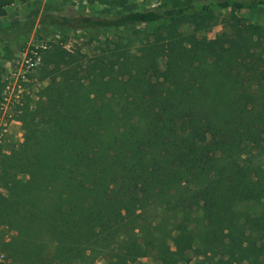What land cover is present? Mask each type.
I'll return each mask as SVG.
<instances>
[{
    "label": "trees",
    "instance_id": "16d2710c",
    "mask_svg": "<svg viewBox=\"0 0 264 264\" xmlns=\"http://www.w3.org/2000/svg\"><path fill=\"white\" fill-rule=\"evenodd\" d=\"M15 1L0 0V18ZM166 1L115 16L43 15L69 32H131L29 49L25 75L42 85L16 110L22 142L0 159V223L17 233L0 234V249L12 264H264V207L241 204L252 192L262 205L264 164L238 130L264 128V26L221 34L216 58L202 35L219 22L212 7L264 0ZM25 33L0 38L7 61L6 45Z\"/></svg>",
    "mask_w": 264,
    "mask_h": 264
},
{
    "label": "rangeland",
    "instance_id": "374dc122",
    "mask_svg": "<svg viewBox=\"0 0 264 264\" xmlns=\"http://www.w3.org/2000/svg\"><path fill=\"white\" fill-rule=\"evenodd\" d=\"M211 1V0H210ZM215 1V0H214ZM222 1V0H220ZM249 2L250 0H240ZM206 2H208L206 0ZM171 7L172 4L166 0H127V4L122 8L105 6L100 4H91L88 0H16L14 4L8 7L7 16L0 18V38L9 35L26 32L24 35L17 36L8 42L10 60L5 58L4 44L0 46V84L2 85L1 95L4 97V103L0 109V159L3 155L10 154L18 148L23 140V130L21 124L15 119V113L21 102L27 99V96H33L42 85V75H34L29 78L25 75L30 69L27 66L26 59L29 49L33 46H44L45 43L63 37H70L68 48L82 43H88L91 38L97 44L98 38H117L130 34L131 29H109L93 32H69L59 26L45 25L42 17L48 12H63L67 14L74 13H95L107 16H115L129 11H145L150 9H163L165 6ZM211 10L219 18V22L203 32L207 38V46L211 51L213 58L219 55L218 41L223 33H232L235 30L239 36L243 37L247 33L250 24L264 26V6L256 9L237 10L234 13L230 9H220L212 7ZM233 15L240 18L235 29H233ZM33 24V25H32ZM157 93L156 87L151 91V95ZM238 130L245 138V143L249 146L252 158L255 164H264V128L256 125L239 124ZM24 181L28 179L26 175L20 176ZM0 186V193H3ZM254 196V197H253ZM256 193L245 192L242 194V208H250L253 211H259L264 207L258 205L255 200ZM0 234L6 239L15 236V231L9 230L7 226L0 223ZM4 238V240H5ZM54 245L49 244L45 255L52 257ZM74 264H79L75 262ZM97 264H107L101 259ZM134 264H161L155 256L143 258ZM189 264H210L209 257H199Z\"/></svg>",
    "mask_w": 264,
    "mask_h": 264
},
{
    "label": "built area",
    "instance_id": "2783aa9c",
    "mask_svg": "<svg viewBox=\"0 0 264 264\" xmlns=\"http://www.w3.org/2000/svg\"><path fill=\"white\" fill-rule=\"evenodd\" d=\"M0 264H12V260L8 257L7 253L0 249Z\"/></svg>",
    "mask_w": 264,
    "mask_h": 264
}]
</instances>
